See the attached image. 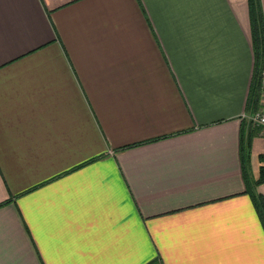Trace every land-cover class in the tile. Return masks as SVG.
<instances>
[{
  "label": "crops",
  "instance_id": "1",
  "mask_svg": "<svg viewBox=\"0 0 264 264\" xmlns=\"http://www.w3.org/2000/svg\"><path fill=\"white\" fill-rule=\"evenodd\" d=\"M255 68L248 0H0V264H264Z\"/></svg>",
  "mask_w": 264,
  "mask_h": 264
},
{
  "label": "trees",
  "instance_id": "2",
  "mask_svg": "<svg viewBox=\"0 0 264 264\" xmlns=\"http://www.w3.org/2000/svg\"><path fill=\"white\" fill-rule=\"evenodd\" d=\"M249 5V15L251 22V36L253 48L256 55V68H255V89L253 95H251V101L253 99L254 104L251 106L256 108L257 96L260 86V75L264 68V16L260 0H248ZM250 145V134L247 135L246 139L243 138V150H247ZM249 156V151L247 152ZM249 158V157H247ZM261 162L259 166V176L257 179H252L248 177L249 192L252 196L254 206L262 220L264 226V197L258 191V185L264 182V155L259 156Z\"/></svg>",
  "mask_w": 264,
  "mask_h": 264
},
{
  "label": "built area",
  "instance_id": "3",
  "mask_svg": "<svg viewBox=\"0 0 264 264\" xmlns=\"http://www.w3.org/2000/svg\"><path fill=\"white\" fill-rule=\"evenodd\" d=\"M261 89H262V106L253 111L250 120L253 125L259 128L260 133L264 136V68L261 71Z\"/></svg>",
  "mask_w": 264,
  "mask_h": 264
}]
</instances>
